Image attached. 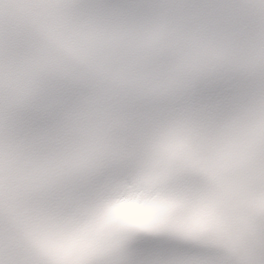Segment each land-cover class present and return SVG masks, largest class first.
<instances>
[{"label": "snow or ice", "instance_id": "6c2138e0", "mask_svg": "<svg viewBox=\"0 0 264 264\" xmlns=\"http://www.w3.org/2000/svg\"><path fill=\"white\" fill-rule=\"evenodd\" d=\"M0 264H264V0H0Z\"/></svg>", "mask_w": 264, "mask_h": 264}]
</instances>
